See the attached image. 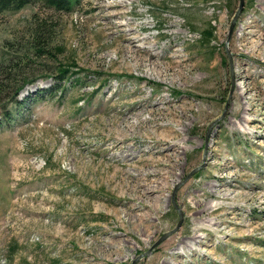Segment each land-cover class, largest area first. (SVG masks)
I'll return each mask as SVG.
<instances>
[{
  "label": "rangeland",
  "instance_id": "374dc122",
  "mask_svg": "<svg viewBox=\"0 0 264 264\" xmlns=\"http://www.w3.org/2000/svg\"><path fill=\"white\" fill-rule=\"evenodd\" d=\"M240 1L0 16V64L52 26L19 99L83 69L9 121L0 103V264H264V0L231 30Z\"/></svg>",
  "mask_w": 264,
  "mask_h": 264
},
{
  "label": "trees",
  "instance_id": "16d2710c",
  "mask_svg": "<svg viewBox=\"0 0 264 264\" xmlns=\"http://www.w3.org/2000/svg\"><path fill=\"white\" fill-rule=\"evenodd\" d=\"M79 2L80 0H0V16L6 13L18 12L29 5L36 4L60 13H72ZM37 17L36 19H38ZM36 19L34 18V22L29 27L27 32L28 41L25 44L26 46L20 49L22 50L20 51L21 53L15 54L16 57L12 56L7 62L0 64V103H4L1 107V113L7 121L12 118V110L8 109L9 104H14L20 109L21 106L28 103V100L31 99L30 97L50 96L57 90L63 91L65 86L62 85L61 81L72 78L83 70L82 68L76 69L75 62H58L55 66L57 75L54 76L55 73H51L58 80L53 86L40 88L35 95H29L26 99L18 98L20 91L36 79L35 77L31 78L30 75H25L23 68L30 64H35L43 56L51 57L52 59L56 57L51 50L54 48L50 44L52 26L48 24L46 18H40L37 21ZM10 46L12 44L7 43V47ZM6 99H10L9 102Z\"/></svg>",
  "mask_w": 264,
  "mask_h": 264
},
{
  "label": "water",
  "instance_id": "95a60500",
  "mask_svg": "<svg viewBox=\"0 0 264 264\" xmlns=\"http://www.w3.org/2000/svg\"><path fill=\"white\" fill-rule=\"evenodd\" d=\"M243 6H244V0H241V1H240V5H239V9H238L237 13L235 14V16H234V18H233V20H232L231 30H233L234 25H235V23H236V21H237L239 15H240L241 12H242ZM228 54H230L229 51H228ZM174 205L177 206L176 203H175V201H174ZM179 214H180V221H179V224H178L177 228H179V227L181 226L182 221H183V215H182V212H181L180 210H179ZM177 228H176V229H177ZM166 236H167V234L164 235V236L158 241V243H160L164 238H166ZM133 264H135V263H133Z\"/></svg>",
  "mask_w": 264,
  "mask_h": 264
},
{
  "label": "bare ground",
  "instance_id": "6f19581e",
  "mask_svg": "<svg viewBox=\"0 0 264 264\" xmlns=\"http://www.w3.org/2000/svg\"><path fill=\"white\" fill-rule=\"evenodd\" d=\"M131 34H132V33H130V32H124V36H126V37L128 38V40L131 41V44L134 45V46H137V45H136V41H134V40L132 39Z\"/></svg>",
  "mask_w": 264,
  "mask_h": 264
}]
</instances>
